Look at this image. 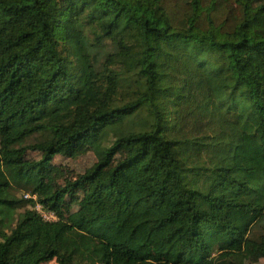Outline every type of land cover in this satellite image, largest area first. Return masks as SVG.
<instances>
[{
  "label": "trees",
  "instance_id": "trees-1",
  "mask_svg": "<svg viewBox=\"0 0 264 264\" xmlns=\"http://www.w3.org/2000/svg\"><path fill=\"white\" fill-rule=\"evenodd\" d=\"M263 219L264 0H0V264H244Z\"/></svg>",
  "mask_w": 264,
  "mask_h": 264
},
{
  "label": "rangeland",
  "instance_id": "rangeland-1",
  "mask_svg": "<svg viewBox=\"0 0 264 264\" xmlns=\"http://www.w3.org/2000/svg\"><path fill=\"white\" fill-rule=\"evenodd\" d=\"M107 48L109 46L107 45ZM150 118L147 116L146 109H141L133 116L125 118L123 121L106 127L99 139V147L105 148L110 146L115 139L126 134L128 131H140L148 128ZM30 138L29 141H33ZM127 155L125 149H121L114 156L111 166H114ZM96 158L89 147L79 149L72 158L56 157L52 163L50 180L54 188L64 186L71 180L77 178L83 171L95 162ZM17 196H22V192H15ZM83 195L82 191L68 192L62 204L65 213H71L77 208V202ZM22 211V210H19ZM264 230V219L256 224L251 232V236L257 237ZM244 264H264V258L258 253L255 247H249L247 255L244 258Z\"/></svg>",
  "mask_w": 264,
  "mask_h": 264
},
{
  "label": "built area",
  "instance_id": "built-area-1",
  "mask_svg": "<svg viewBox=\"0 0 264 264\" xmlns=\"http://www.w3.org/2000/svg\"><path fill=\"white\" fill-rule=\"evenodd\" d=\"M35 209L40 213L42 218H44L45 220H54L55 219V215L52 212H46V211L42 210L40 205H36Z\"/></svg>",
  "mask_w": 264,
  "mask_h": 264
}]
</instances>
